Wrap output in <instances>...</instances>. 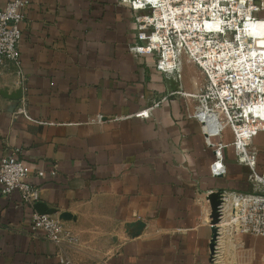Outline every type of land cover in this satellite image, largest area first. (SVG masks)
<instances>
[{"label":"crops","instance_id":"0c3cea01","mask_svg":"<svg viewBox=\"0 0 264 264\" xmlns=\"http://www.w3.org/2000/svg\"><path fill=\"white\" fill-rule=\"evenodd\" d=\"M21 25L30 117L15 114L16 100L0 92V155L19 147L38 200L58 217L70 213L59 218L77 240L56 244L29 225L35 201L16 189L0 193V264H264V234L217 228L210 249L207 193L251 184L227 127L226 171L210 174L213 149L189 115L194 100L170 92L202 83L195 64L184 58L180 77H168L151 54L129 49L133 10L120 0H30ZM13 79L5 70L0 87H17ZM162 95L147 117H112ZM95 112L104 119L87 121ZM252 144L262 171L264 130ZM135 219L143 221L138 232L128 225Z\"/></svg>","mask_w":264,"mask_h":264},{"label":"built area","instance_id":"2783aa9c","mask_svg":"<svg viewBox=\"0 0 264 264\" xmlns=\"http://www.w3.org/2000/svg\"><path fill=\"white\" fill-rule=\"evenodd\" d=\"M29 1L6 0L0 5V74L8 69L14 73L13 83L21 87L14 113L27 117L19 43ZM120 1L133 10L135 37L129 49L151 54L155 67L168 77H180L184 58L202 72L204 80L195 90L178 86L170 92L194 100L189 115L198 120L206 145L213 149L210 174L226 171L223 147L229 142L220 136L227 127L236 159L247 166L251 184L247 190L222 188L218 220H224L227 230L264 234V170L256 166L257 149L252 144L254 132L264 130V0ZM164 97L112 117H147ZM104 117L95 112L87 121L100 122ZM18 150L15 146L0 155V193L16 189L24 201L33 203L39 198V186L30 180L31 170L15 154ZM42 173L43 169L36 170V174ZM29 225L40 228L58 245L77 240L76 233L50 212L33 211ZM59 256L69 262L66 255Z\"/></svg>","mask_w":264,"mask_h":264},{"label":"water","instance_id":"95a60500","mask_svg":"<svg viewBox=\"0 0 264 264\" xmlns=\"http://www.w3.org/2000/svg\"><path fill=\"white\" fill-rule=\"evenodd\" d=\"M0 92L6 96H9L11 98H14L17 102V98L21 95V87L17 86L15 88H12L10 90H8L7 86H2L0 87ZM15 102V104H16ZM222 187H217L213 190H210L207 193V199L209 202V206H210V210H209V217H210V222H211V238H210V249H213L214 244H215V238L217 235V227L216 224H214L217 220H218V210H217V204L220 201V193H221ZM34 205L36 207V209L40 212H52L55 210L54 207L51 206H47L45 204V202L41 201V200H36L34 202ZM70 216V213L68 211H61L59 212V217L61 218H68ZM129 226H134L135 227V231L138 232L139 229L141 228V226L143 225V221L140 219H135V220H131L128 222Z\"/></svg>","mask_w":264,"mask_h":264},{"label":"bare ground","instance_id":"6f19581e","mask_svg":"<svg viewBox=\"0 0 264 264\" xmlns=\"http://www.w3.org/2000/svg\"><path fill=\"white\" fill-rule=\"evenodd\" d=\"M217 224H218L217 227H218L219 230H221L222 228H224V226H223L224 225V220L223 219L222 220H218Z\"/></svg>","mask_w":264,"mask_h":264},{"label":"rangeland","instance_id":"374dc122","mask_svg":"<svg viewBox=\"0 0 264 264\" xmlns=\"http://www.w3.org/2000/svg\"><path fill=\"white\" fill-rule=\"evenodd\" d=\"M210 218V217H209ZM217 227V226H216ZM218 228V227H217ZM223 232H226V230L225 231H223Z\"/></svg>","mask_w":264,"mask_h":264}]
</instances>
